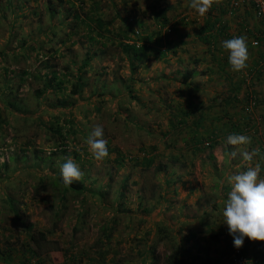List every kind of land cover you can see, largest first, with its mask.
<instances>
[{
  "label": "rangeland",
  "instance_id": "374dc122",
  "mask_svg": "<svg viewBox=\"0 0 264 264\" xmlns=\"http://www.w3.org/2000/svg\"><path fill=\"white\" fill-rule=\"evenodd\" d=\"M59 1L0 0V205L1 198L11 194L23 202V220L34 230L47 232L44 264H97L102 255L95 243L103 228L112 233L104 247L105 264H130L145 250L144 241L165 254L190 232L215 264L234 245L222 216L231 190L226 177L260 163L264 178V152L251 162L241 155L264 149L260 33L256 31L259 46L252 49L260 51L259 60L254 65L248 61V67L236 73L224 50L217 53L211 43L213 51L206 49L205 56L198 49L207 47L213 35L212 42L221 45L233 38L227 32L240 26L239 10L227 15L216 9L224 0L204 16L191 8V0H62L66 10L50 15L48 7ZM71 8L86 22L72 34L74 20L65 27ZM164 9L166 24L157 18ZM211 16L218 19L217 26L226 28L222 38L207 30ZM53 24L58 25V38L68 33L66 43L56 44L55 52L45 35ZM247 26L246 22L243 28ZM253 26L264 29L256 22ZM63 27L66 30L60 31ZM123 32L126 46L147 47L145 58L117 46ZM87 49L103 54L94 55L85 66L87 85L74 95L76 69ZM43 60L56 64L61 73L44 97L36 98V89H43L51 78ZM66 63L68 73L62 69ZM191 67L198 75L190 84H181ZM130 77L134 82L127 93L124 87ZM96 125L103 126L110 154L102 161L87 152V138ZM234 127L239 130L234 132ZM229 134L246 135L251 143L227 145ZM15 154L26 159L10 162L4 170L8 156ZM69 158L83 173L79 181L84 191L70 190L63 201L50 192L47 176L60 173ZM161 164L165 170L157 171ZM21 231L22 226L15 227L13 236L20 234L26 241ZM243 247L249 260L257 257V264H263L264 241L245 237ZM258 250L260 257L253 256ZM69 253L77 255L75 260Z\"/></svg>",
  "mask_w": 264,
  "mask_h": 264
},
{
  "label": "trees",
  "instance_id": "16d2710c",
  "mask_svg": "<svg viewBox=\"0 0 264 264\" xmlns=\"http://www.w3.org/2000/svg\"><path fill=\"white\" fill-rule=\"evenodd\" d=\"M58 3H59L58 4L59 7L58 6L53 7V8L48 7V10H49L48 12L50 15L51 14L53 15V13H56V12L58 13L61 10H64V11L66 10L64 7V2L62 0L59 1ZM221 9H223L222 10L223 13H228V10L225 11L223 6L221 7ZM71 10H70L72 12L71 17H69L68 11L65 14L69 17L68 22L65 25L66 28L69 27L70 20L71 19L74 20L72 21L73 28L70 31V34L74 33V30H76L80 25L82 24L85 25L86 23L85 19L84 20L80 19L79 14L75 10V8H71ZM165 13H166L165 9H164V12L160 11L158 13L160 17H157V18L158 19L160 18L163 21V23L166 24L168 22V19L165 17ZM155 14L157 13L155 12ZM86 18H88L87 15H86ZM211 18L213 19L212 20L209 19V26L207 27L208 31H211V30L213 31V29H215L216 27V23L218 22L217 18L213 16H211ZM96 22L100 23V20H97ZM140 24L138 25L141 26ZM50 26L52 27H50L48 31H45L46 32L45 35L46 37H49L51 48L55 52L56 44L64 45L66 43V38H68L67 36L68 33L64 31L62 34V37L58 38V32H59L58 27H57L58 25L53 24ZM65 27H63L60 31H63V29L66 30ZM97 28L99 29L100 27H97ZM225 30L226 28L218 27L219 34L224 35ZM125 37H126L125 32L121 33L120 38L122 39L116 41L117 46L120 45L126 51H127V48H130V50L132 51L135 57L141 56L140 58H145L146 57L145 50L147 49V47L145 46L136 47L135 45H132L130 47L128 45L126 46V44L123 43L124 42L123 39ZM96 52L92 51L91 49H87L86 59L81 61L80 65H78L76 69L77 72L75 75L76 83H74L72 87L73 88L72 93L74 95H79V92L81 91V89L87 85V78L85 75L87 72L84 70L85 66H87L90 63V61H92L94 55L103 54L102 50L98 51L97 53ZM43 62L46 63L45 67L48 70L47 73H50L51 78L47 77L48 81L44 85L43 89H38V88L36 89V94H35L36 98L44 97L46 92H48L49 88L51 87L52 85L51 83L56 78H58L59 74L61 73L60 70L57 68L56 64L51 65L49 64L48 61H44V60ZM69 68H70V63L68 64L66 63L62 67L63 71L66 70L67 73L69 72L67 70ZM256 70H257L256 68H253V71H256ZM131 71H132L131 74L134 75L133 67L131 68ZM196 75H198V72L196 70H187L182 75V79L180 81L181 84L183 85L190 84L191 79L195 77ZM116 80L119 82L125 81L122 77H116ZM131 81H133V79H131L130 77L127 80V85H125L124 87V88H127V93L130 92L129 87L134 82V81L133 82ZM98 82L101 84L102 87H105V84L103 81L98 79ZM98 82H96L95 80L94 83L97 84ZM12 92H13V89L12 87H10L9 93H12ZM8 104L14 109L19 108V111L21 110H23V112L26 111V109H22L21 105H19L18 103L8 102ZM74 104H76V101H73L70 106L72 107ZM183 114L187 115L188 112L185 111ZM182 123L184 124L185 121L182 120ZM232 129L234 132L239 130L238 127H234ZM62 146H65V145H61L60 147ZM60 150L61 149H59L58 151ZM228 151L232 153L233 148L228 149ZM263 152H264V149L260 147L258 155L261 156ZM48 158L49 156H47L44 160H47ZM25 159H26V155H19V154L10 155L7 158L8 161L4 162L3 169L6 170L10 162H14V161L16 163L20 161L23 162ZM165 168H166L165 165L161 164L158 166L157 171H164ZM47 177L49 178L48 186L50 187V192L55 197L58 196L63 201L66 199V196H65L66 193H68V191L70 190L74 191L75 194H81L84 191L83 183H81L80 181H74L71 186L65 185L62 182L60 173H57L56 175L54 174L51 176H47ZM1 199H3V203L0 205V264H30V263L31 264H44L43 255L45 252H44L43 247L46 243L47 232L43 230H34L30 223L26 222V220L25 221L23 220L24 215H25V213L21 209V205L23 204V202L21 203L11 194L3 196ZM117 204H120V203L117 202ZM64 207L66 206L64 205ZM17 226H22L23 232L21 231V233L25 235L24 238H27L26 241L22 240V236L20 234L17 236L15 235L13 236V231L15 227ZM101 235L102 237L97 239L95 243L96 246H99L97 251H99V253L102 255L101 260L98 261L97 264H105L104 263L105 259L103 257L104 247L108 245V242L111 239L112 233L111 231H108L107 229L103 228ZM190 241H194L193 245H189ZM198 241L199 239L196 238V235L194 234V232H190L189 234L184 235L183 238L178 239V242L180 244L174 245V246L171 245L170 246L171 250H168V252L165 254H160L156 250V247L154 245H149L150 243H148L147 241H144L145 250L142 252H139L137 256H135L136 258L135 257L131 258L130 264H213L212 262H210L208 254H206L208 250L204 248ZM183 243H186V246H183L182 245ZM192 248L195 249V252L192 251ZM259 253L260 251H258V254ZM76 256L77 255H75L74 253H69V257L74 258L73 260H75ZM263 264H264V258H263Z\"/></svg>",
  "mask_w": 264,
  "mask_h": 264
},
{
  "label": "clouds",
  "instance_id": "9594fccd",
  "mask_svg": "<svg viewBox=\"0 0 264 264\" xmlns=\"http://www.w3.org/2000/svg\"><path fill=\"white\" fill-rule=\"evenodd\" d=\"M218 2L219 0H191L190 6L200 16H204L213 4ZM226 2L223 1L220 4L225 11L227 10ZM236 11L228 12L227 15H232ZM218 27L216 25L213 29L215 33H218ZM221 48L227 52L228 64L233 72L242 73L248 67L249 51L245 36H235L224 40L221 42ZM103 137V126L96 125L87 138V152L95 161H102L110 155L107 141ZM250 143L251 138L246 135L229 134L226 137L227 145L238 146ZM258 154L259 149L241 153L246 162L253 161ZM231 155L235 157L237 153L234 151ZM260 172L261 164L256 163L254 166H248L226 177L231 190L227 195L222 216L223 223L227 225L228 233L233 237L236 248L244 244L245 237L250 241H264V178L260 177ZM60 176L65 185L71 186L74 181L82 179L83 173L77 163L69 158L60 167ZM254 260L257 261V257H254Z\"/></svg>",
  "mask_w": 264,
  "mask_h": 264
},
{
  "label": "crops",
  "instance_id": "0c3cea01",
  "mask_svg": "<svg viewBox=\"0 0 264 264\" xmlns=\"http://www.w3.org/2000/svg\"><path fill=\"white\" fill-rule=\"evenodd\" d=\"M224 1H228V0H224ZM218 3H220V0H219V2ZM218 3H215V4H213V5H216L217 6V4ZM216 9H221L219 6H218V8H216ZM216 9H215V11L213 12L212 11V13H216ZM236 15L238 16V22L240 23V26H237V27H235V28H237V31L236 32H234V31H228L227 32V34H229V35H232L233 37H235V36H245L246 37V40H247V44H248V50L250 51L249 53H250V55H249V60L248 61H253L251 64L252 65H254L255 63L254 62H257L259 59V57H258V54H259V52L260 51H255V52H253L252 51V49L254 48H258V46H259V43H258V46H256V47H254L253 46V44H252V42L253 41H255V40H257V38H256V35H258V33H260V35H261V41H264V29L263 30H259V28L258 27H252V23L253 22H256V23H259V25H261V27H263L264 28V22L263 21H257L256 20V18L254 17V14H253V9L250 7V6H246V7H241L240 9H239V11H237V13H236ZM226 16V15H225ZM223 17V16H222ZM227 17V16H226ZM248 23V26L247 27H244L243 28V26L245 25V23ZM234 29V28H233ZM229 30V29H228ZM258 33H257V32ZM226 32V31H225ZM204 33H206L205 31H202V34H204ZM237 33V34H236ZM227 34L225 35V37L227 36ZM215 35H218L217 37H220V38H222L223 37V35L222 34H218V33H215ZM214 36V35H213ZM212 36V37H213ZM212 37L209 39V44H208V48L207 47H199L198 49H199V51H202L200 54H202V55H204L205 54V56H208V54H207V52H206V49H207V51H213V49H211L210 48V44L212 43V45H214L215 46V51L218 53V52H220V51H223V49L221 48V45H220V43H214V42H212ZM217 37H214L215 39L217 38ZM205 38V36H202L201 37V39L203 40ZM231 38V37H230ZM217 39H219V38H217ZM204 40H206V38L204 39ZM261 49H263V46H261ZM200 54H198V56L200 55ZM220 54V53H219ZM201 55V56H202ZM262 56H263V54H262ZM201 59H202V57H200ZM200 59V60H201ZM208 60H210V59H208ZM174 62V63H173ZM197 62V61H196ZM199 62V61H198ZM171 63H173V64H178L179 62L178 61H176V63H175V60H171ZM193 63V62H192ZM221 63H223L222 61H221ZM254 63V64H253ZM222 66V68H224L223 66H225L224 64H220V67ZM192 68H194V67H191V68H189L188 70H193ZM196 70H198L197 68H196ZM207 71V70H206ZM208 73H210V71H207ZM226 72H228V71H226ZM211 74V73H210ZM228 74H230L229 72H228ZM209 77V76H208ZM261 250H262V248L261 247H259ZM258 248V249H259ZM261 250H258V251H260V253L262 252ZM258 251L253 255V256H259L260 255V253L258 254Z\"/></svg>",
  "mask_w": 264,
  "mask_h": 264
},
{
  "label": "built area",
  "instance_id": "2783aa9c",
  "mask_svg": "<svg viewBox=\"0 0 264 264\" xmlns=\"http://www.w3.org/2000/svg\"><path fill=\"white\" fill-rule=\"evenodd\" d=\"M226 9L229 13L240 9L244 6H250L253 9V14L256 19L264 22V0H228L225 3ZM258 41H253V45H257ZM248 81V79H246ZM263 242V241H255ZM257 264L256 260H249L245 254L243 245L240 248H236L234 245L231 248L229 255L223 256L215 264Z\"/></svg>",
  "mask_w": 264,
  "mask_h": 264
}]
</instances>
